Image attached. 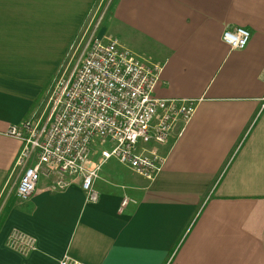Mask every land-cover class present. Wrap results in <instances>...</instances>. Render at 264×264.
<instances>
[{
	"label": "crops",
	"instance_id": "crops-1",
	"mask_svg": "<svg viewBox=\"0 0 264 264\" xmlns=\"http://www.w3.org/2000/svg\"><path fill=\"white\" fill-rule=\"evenodd\" d=\"M97 0H0V191L22 142L8 132L36 112ZM107 33L161 66L154 94L193 100L184 124L152 147V179L105 162L90 203L78 180L41 176L0 200V264H264V0H114ZM250 40L232 50L230 27ZM105 167L104 173L102 169ZM124 167L132 173L126 175ZM137 200L121 206L123 197ZM13 229L36 240L21 255Z\"/></svg>",
	"mask_w": 264,
	"mask_h": 264
},
{
	"label": "built area",
	"instance_id": "built-area-1",
	"mask_svg": "<svg viewBox=\"0 0 264 264\" xmlns=\"http://www.w3.org/2000/svg\"><path fill=\"white\" fill-rule=\"evenodd\" d=\"M250 36L238 26L227 28L221 38L230 49L240 50ZM160 71L161 66L145 63L117 39L89 34L51 87L41 116L10 128L22 146L12 170L17 177L5 181L0 191L2 204L13 191L21 198L32 194L41 176H54L60 188L78 180L86 200L95 203V182L109 160L152 179L163 161L152 147L167 142L176 122L185 124L196 108L193 100L155 96ZM94 148L99 153L92 161ZM136 202L125 196L121 206ZM6 245L25 256L36 249V240L13 229ZM58 264L85 263L66 255Z\"/></svg>",
	"mask_w": 264,
	"mask_h": 264
},
{
	"label": "rangeland",
	"instance_id": "rangeland-1",
	"mask_svg": "<svg viewBox=\"0 0 264 264\" xmlns=\"http://www.w3.org/2000/svg\"><path fill=\"white\" fill-rule=\"evenodd\" d=\"M113 1L114 0H97L96 1L95 5H94V9H92V11H91L90 15L88 16L86 22L83 24V26L80 29V31L78 32L76 38L72 42V45L70 46V50L68 51V54L66 55V57H64V59L62 61L61 68L57 71L56 75L54 76V78L51 81V84L44 91L42 100L40 102L41 111L39 113L36 112L32 116V118L37 119L41 116L40 113H43V111L45 109L47 97L49 95L51 87L53 86V84L55 83L56 79L61 74V72L64 70L65 66L67 65V63L69 62L71 57L72 56L76 57L79 54V51L81 50V47L83 46L84 41L88 38V35L91 33H95V35H98L99 37H101L103 39H109L110 38V36L107 33L102 35L101 32L103 30V26H105L107 23L106 19L108 18L109 10L113 4ZM113 39H115V38H113ZM73 62H74V60H73ZM43 117H42V121H43ZM98 153H99V149L94 148L92 151V157H91L92 161L97 159ZM123 169H124V173L126 175H130L132 173L127 167H124ZM104 171H105V167L102 169L101 173L102 172L104 173ZM13 194H14V191L11 193V195H13Z\"/></svg>",
	"mask_w": 264,
	"mask_h": 264
}]
</instances>
